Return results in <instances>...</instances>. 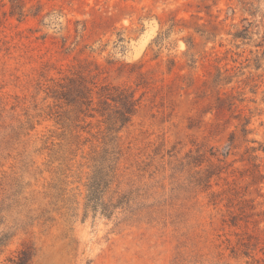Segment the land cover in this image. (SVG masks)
I'll use <instances>...</instances> for the list:
<instances>
[{
  "label": "rangeland",
  "instance_id": "374dc122",
  "mask_svg": "<svg viewBox=\"0 0 264 264\" xmlns=\"http://www.w3.org/2000/svg\"><path fill=\"white\" fill-rule=\"evenodd\" d=\"M75 74L139 98L112 217L83 206L104 117L47 97ZM3 234L0 264H264V0H0Z\"/></svg>",
  "mask_w": 264,
  "mask_h": 264
},
{
  "label": "trees",
  "instance_id": "16d2710c",
  "mask_svg": "<svg viewBox=\"0 0 264 264\" xmlns=\"http://www.w3.org/2000/svg\"><path fill=\"white\" fill-rule=\"evenodd\" d=\"M23 7L12 5V12L22 15ZM96 87L97 83L95 81L88 83L85 75H70L64 77L61 82L49 87L47 97L52 98L55 102L54 105L60 108L64 105L72 106L73 119L68 116L69 111H65V114L56 111L58 113L56 115L58 124L68 126L71 125L69 122H77L76 126H79L80 122L85 120L84 116L93 117L95 113L104 117L105 134L102 141L104 148L100 153L96 152L90 158L92 171L85 184L86 194L83 206L85 217L89 212H92L94 217L98 214L112 217L115 211L125 202L127 196L106 197V193L114 182L116 166L121 153L118 133L132 120L133 115L137 112L139 98L135 97V91L103 85L100 90L96 91L98 101H94ZM56 186L58 185L56 184ZM56 190H59L58 197L65 201L67 213L75 216L76 211L79 209L78 206H73L76 201L70 196L63 197L65 189L59 187ZM6 237L7 234L0 237V246ZM33 255L31 248L25 247L13 261V264H29Z\"/></svg>",
  "mask_w": 264,
  "mask_h": 264
}]
</instances>
